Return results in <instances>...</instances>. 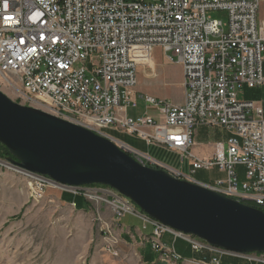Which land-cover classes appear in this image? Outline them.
I'll use <instances>...</instances> for the list:
<instances>
[{
	"label": "built area",
	"instance_id": "obj_1",
	"mask_svg": "<svg viewBox=\"0 0 264 264\" xmlns=\"http://www.w3.org/2000/svg\"><path fill=\"white\" fill-rule=\"evenodd\" d=\"M264 0H0V77L17 97L49 113L89 128L114 141L146 166L203 184L264 211V111L240 97L243 87L264 85ZM228 14L213 19L209 11ZM182 67L184 100L139 92L137 71L152 66L154 50ZM146 104L138 110L139 100ZM219 126L230 133L209 157L194 152L196 128ZM114 129L142 139L148 146L175 154L176 167L134 148L106 132ZM190 168V174L182 166ZM238 166L245 167L240 183ZM0 167L17 171L38 185L35 195L54 186L83 197L94 206L108 250L118 256L116 231L125 215L153 226L145 239L167 264H223L226 256L264 264V253H234L152 219L128 197L100 185L83 187L54 183L46 176L23 173L7 159ZM214 168L226 177L205 183L192 177ZM35 195H32L35 197ZM77 208L76 202L70 203ZM112 211L104 216L100 206ZM98 206V207H97ZM188 242L195 253L211 258H185L163 235Z\"/></svg>",
	"mask_w": 264,
	"mask_h": 264
},
{
	"label": "water",
	"instance_id": "obj_2",
	"mask_svg": "<svg viewBox=\"0 0 264 264\" xmlns=\"http://www.w3.org/2000/svg\"><path fill=\"white\" fill-rule=\"evenodd\" d=\"M0 143L10 152L7 161L23 173L67 186H108L177 231L234 253H264L263 210L143 165L108 137L21 105L2 90Z\"/></svg>",
	"mask_w": 264,
	"mask_h": 264
},
{
	"label": "rangeland",
	"instance_id": "obj_3",
	"mask_svg": "<svg viewBox=\"0 0 264 264\" xmlns=\"http://www.w3.org/2000/svg\"><path fill=\"white\" fill-rule=\"evenodd\" d=\"M208 16L226 22L228 14L226 11L213 10L208 12ZM154 55L158 64L153 60L151 67L138 69L136 89L181 104L184 100L182 67L169 62L161 48H157ZM159 80H163L165 85H159ZM0 90L21 105L49 112L19 99L15 90L1 77ZM145 107V102L140 99L138 113H143ZM224 130L219 126H197L195 139L198 143L194 151L211 155L214 145L220 140H226ZM106 132L134 148L167 161L170 166H180V160L175 154L148 146L142 139L125 132L114 129H107ZM0 158L5 159L1 154ZM182 170L190 174L187 165L182 166ZM237 171L242 183L246 180L245 167L238 166ZM192 177L202 182L215 183L225 178L226 174L214 168L199 170ZM37 187L27 176L0 167V264H143L135 249L123 245L122 241L117 245L118 256L108 250V239L96 220L98 216L94 206L79 198L80 206L74 208L68 202V197H63V191L54 186L47 187L42 195L36 196ZM100 209L106 218L112 219V211L108 206L102 205ZM121 221L125 225H141L138 219L130 215L121 218ZM115 232L119 235L118 227Z\"/></svg>",
	"mask_w": 264,
	"mask_h": 264
},
{
	"label": "crops",
	"instance_id": "obj_4",
	"mask_svg": "<svg viewBox=\"0 0 264 264\" xmlns=\"http://www.w3.org/2000/svg\"><path fill=\"white\" fill-rule=\"evenodd\" d=\"M263 19H264V2L262 4L260 12L258 14V21L261 22ZM155 50H154V52H155ZM153 60L155 63H157L154 54H153ZM263 68H264V61H263ZM159 85H165L164 81L159 80ZM150 95H152V94H150ZM154 96L160 97L158 95H154ZM240 97L242 99H245V100L255 101L256 103H258L262 106L263 111H264V85L257 87V88H248L245 86L240 91ZM160 98H164V97H160ZM130 114L136 115V114H138V111L137 110H131ZM224 131L226 132V135H227L226 140H220L218 142H223L226 144L228 138L231 135L228 131H226V130H224ZM196 143H198L197 140H196ZM215 145L213 148L214 149L213 153L215 151ZM194 152L196 154H198L199 156H203V157H209L213 154V153H211V155H209V153L208 154L205 152L201 153L198 150H195ZM205 183H208V182H205ZM67 200L69 203L75 202V196L73 194L69 193ZM82 202L87 203L85 200H83ZM87 204H89V203H87ZM79 206H80V203H79ZM125 216H127V215H125ZM130 216L138 219L141 222V225L136 226L133 223H132V225H125L122 223L121 220L119 221V231H120L119 235L121 237V241L123 242V245L133 247L135 249V251L139 254L141 262L143 264H167L165 262H162L159 259L158 253H156L151 248L150 243L148 241H146V239H145L147 236H150L152 234L153 226L151 224H146V228H144L145 224L141 218H137V217L132 216V215H130ZM162 241L168 247L174 246L176 251L185 258H194V259L201 260L204 258H211L212 256H214V253H211L209 251H205L203 253L193 252V250L191 249V246L188 242H186L185 240H183L182 238H179V237L175 238L170 233L164 234ZM222 263L223 264H256V263H251V262L244 260V259L230 257V256H226V257L222 258Z\"/></svg>",
	"mask_w": 264,
	"mask_h": 264
},
{
	"label": "trees",
	"instance_id": "obj_5",
	"mask_svg": "<svg viewBox=\"0 0 264 264\" xmlns=\"http://www.w3.org/2000/svg\"><path fill=\"white\" fill-rule=\"evenodd\" d=\"M0 148H1V152H0V154H1V156H4L5 158H7L8 156H10V152H9V150L7 149V147L5 146V145H3V144H1L0 143ZM101 186V185H100ZM68 192H63V197H68ZM79 198H81L82 200H85L83 197H81V196H75V202H76V204H77V207H78V205H79ZM86 201V200H85ZM246 204H249V205H251V206H254V207H257L255 204H253V203H250V202H245ZM258 208V207H257Z\"/></svg>",
	"mask_w": 264,
	"mask_h": 264
}]
</instances>
